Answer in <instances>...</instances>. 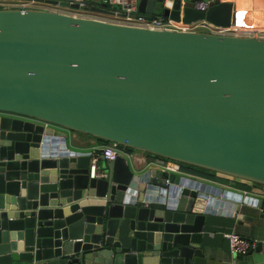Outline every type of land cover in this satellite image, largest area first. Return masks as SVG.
<instances>
[{
  "label": "water",
  "instance_id": "water-1",
  "mask_svg": "<svg viewBox=\"0 0 264 264\" xmlns=\"http://www.w3.org/2000/svg\"><path fill=\"white\" fill-rule=\"evenodd\" d=\"M234 9L137 0L177 22L229 25ZM72 130L264 185V34L0 7V264H207L205 225L264 199L122 154L90 176Z\"/></svg>",
  "mask_w": 264,
  "mask_h": 264
},
{
  "label": "crops",
  "instance_id": "crops-1",
  "mask_svg": "<svg viewBox=\"0 0 264 264\" xmlns=\"http://www.w3.org/2000/svg\"><path fill=\"white\" fill-rule=\"evenodd\" d=\"M100 3L103 0H94ZM190 1L193 3V0H184ZM235 3V9L237 3L235 0H232ZM243 2H246L245 0ZM75 3V2H74ZM242 3V2H241ZM4 4H0L2 7ZM37 7H47L50 5L46 0H36L33 6ZM8 7V5H5ZM3 6V7H5ZM13 6V5H11ZM234 9V11H235ZM241 11V10H240ZM239 11V12H240ZM243 11V10H242ZM236 13V11H235ZM73 148L85 151L92 152L93 150L99 149V146L104 142L99 140L96 136L84 133L81 131H71ZM131 152L130 157H128L129 162L133 169H139L141 167L145 168L148 165H155L161 167L158 164H154L153 157L151 153L137 148H130ZM99 161H101L99 157ZM168 161V169L171 172H176L180 175L187 177H195L197 179L205 180L212 184L223 186L228 190H234L242 193L244 188H260V185L255 183L240 179L234 178L232 176L223 174V173H213L209 176H198L193 174L191 171L182 168L177 161ZM164 167V166H163ZM162 167V168H163ZM167 168V167H164ZM262 187V186H261ZM244 195H250L254 197V202L256 199H264L256 190L249 191L244 193ZM250 200L252 198L249 197ZM253 202V201H252ZM245 208V214L251 215L254 214V219H242L238 220L237 215H214L216 223L206 224L205 225V236L208 239L207 245L208 249L205 250L207 264H264V250H253L251 253L242 255V253H232L230 251L229 240L227 237L228 232H236L241 236L247 238L250 241L257 242L258 240H264V209L259 207L254 203H245L243 205ZM245 215V216H246ZM240 221V222H239ZM210 223V222H208Z\"/></svg>",
  "mask_w": 264,
  "mask_h": 264
},
{
  "label": "built area",
  "instance_id": "built-area-1",
  "mask_svg": "<svg viewBox=\"0 0 264 264\" xmlns=\"http://www.w3.org/2000/svg\"><path fill=\"white\" fill-rule=\"evenodd\" d=\"M36 0H0V4L8 5V7H18L24 10L26 7H37ZM70 2H76L77 6H63L59 4H51L45 8L64 11L73 15L91 17L95 19L119 22L128 25H137L149 28H170V29H185V30H203L215 34H228V35H249V34H264V26L262 27H241L231 22L229 25H220L205 18H198L189 22H177L167 17L153 16L151 18L143 17L137 10V0H103L113 9L112 13H105L95 11L91 9L94 4L88 3L86 0H68ZM197 9L206 10L208 7V0H193L192 3ZM13 5V6H11ZM252 3L248 5V9ZM2 6V7H3ZM7 7V6H5ZM130 147L119 143L115 140H106L100 146L99 149L90 151L88 174L93 177L105 176L106 172L99 169V157L103 155L104 159H113L117 155L122 154L126 157H130ZM161 156L154 155L153 162L164 167H169L168 161ZM187 170V169H186ZM189 172V170H188ZM192 172V171H191ZM198 176H209L206 174H200L192 172ZM167 180V179H166ZM256 190L264 198V185L260 188H244L243 194L249 191ZM230 251L232 253H244L250 247H253L256 242L250 241L247 238L241 236L236 232H228Z\"/></svg>",
  "mask_w": 264,
  "mask_h": 264
},
{
  "label": "bare ground",
  "instance_id": "bare-ground-1",
  "mask_svg": "<svg viewBox=\"0 0 264 264\" xmlns=\"http://www.w3.org/2000/svg\"><path fill=\"white\" fill-rule=\"evenodd\" d=\"M243 1L244 0H235V2L237 3L235 9V24L241 27L248 28L264 26V0H245L246 2ZM250 3H252V5L248 9V5Z\"/></svg>",
  "mask_w": 264,
  "mask_h": 264
},
{
  "label": "trees",
  "instance_id": "trees-1",
  "mask_svg": "<svg viewBox=\"0 0 264 264\" xmlns=\"http://www.w3.org/2000/svg\"><path fill=\"white\" fill-rule=\"evenodd\" d=\"M88 3L90 4H94V5H99L97 1H94V0H86ZM109 6V5H107ZM99 140L101 141H106L105 139H102L100 137H97ZM152 155H156V154H152ZM159 156V155H157ZM180 166H182V168L184 169H187L189 171H192V172H197V173H200V174H206V175H212L213 174V171L210 170V169H207V168H204V167H201V166H196V165H192V164H188V163H185V162H180V161H177Z\"/></svg>",
  "mask_w": 264,
  "mask_h": 264
},
{
  "label": "rangeland",
  "instance_id": "rangeland-1",
  "mask_svg": "<svg viewBox=\"0 0 264 264\" xmlns=\"http://www.w3.org/2000/svg\"><path fill=\"white\" fill-rule=\"evenodd\" d=\"M213 173H218V172L213 171ZM253 183H255V182H253ZM255 184H256V185L263 186L262 184H258V183H255Z\"/></svg>",
  "mask_w": 264,
  "mask_h": 264
}]
</instances>
